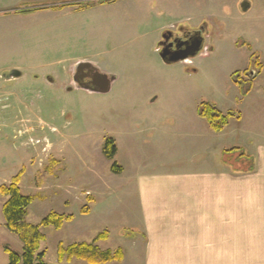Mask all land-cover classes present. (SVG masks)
<instances>
[{"label":"rangeland","instance_id":"1","mask_svg":"<svg viewBox=\"0 0 264 264\" xmlns=\"http://www.w3.org/2000/svg\"><path fill=\"white\" fill-rule=\"evenodd\" d=\"M213 1L208 8V0H160L162 12L155 0H106L70 13H0V187L18 178L22 192L33 199L25 217L32 225L51 211L73 216L59 229L40 227L45 239L38 252L44 251L48 264H88L60 263L58 245L91 242L103 230L111 237L97 242L102 249L127 251L113 235L124 223L116 220L124 202L118 200L121 188L106 189L108 180L133 177L155 160L161 161L157 169L170 159L177 166L198 161L197 151L205 147L198 140L214 134L198 115L201 102L235 112L221 132L220 149L232 147L234 128L252 131L250 143L264 130V0H247V11L239 9L241 0ZM201 11L220 16L203 51L190 61H164L159 49L164 33L157 28ZM251 52L259 54L263 69L247 77ZM82 61L113 77L107 92L73 83ZM11 69L20 72L13 88L1 76ZM108 138L116 147L112 158L103 153ZM90 195L102 197L105 206L81 214L82 206H92ZM5 199L0 193V264L9 263L6 249L23 251L5 225ZM108 212L113 215L104 222L102 213Z\"/></svg>","mask_w":264,"mask_h":264},{"label":"crops","instance_id":"2","mask_svg":"<svg viewBox=\"0 0 264 264\" xmlns=\"http://www.w3.org/2000/svg\"><path fill=\"white\" fill-rule=\"evenodd\" d=\"M104 1L0 0V13L50 9H59V12L67 9L70 13L93 6L94 2L103 4ZM208 1L212 3L207 5L208 8L214 6L213 0ZM155 3L156 10H160V0H155ZM204 4L201 1V7ZM82 5L85 6L80 8ZM193 12L192 17H181L175 21V24L186 27L164 23L157 28L158 31L178 28L196 30L199 25L205 24L209 26L208 35L203 34L205 43L212 36L213 24L220 16L208 17L203 11ZM191 57L187 60L190 61ZM6 81V87L13 88L19 84L13 77ZM223 130H212V138L203 136L198 140L205 144L202 150L197 151L196 155H200L198 161L190 158L186 165L177 166L170 159L167 167L157 169L161 161L155 160L133 177L108 180L106 189L115 188L113 186L121 188L118 200L124 201L122 205L121 202L118 204L116 217L124 223L116 229L118 234L115 231L113 235L123 240L128 248L125 252L117 248L123 254L120 261L102 264H264V130L258 131L257 140L250 143L247 136L252 131L234 128L232 147L220 149L219 138ZM192 145L195 146L194 143ZM231 148H239L249 158H222L223 151ZM118 172L121 173L122 168ZM90 198L92 206H88L86 214L94 211L99 203L105 206L102 197L100 201L92 195ZM101 211L104 212V209ZM102 215L105 216L104 222H108L113 214ZM103 231L107 234L105 239L95 237L91 242L101 250H109L97 244L111 237L109 230ZM73 260L80 259L72 258L67 263Z\"/></svg>","mask_w":264,"mask_h":264},{"label":"trees","instance_id":"3","mask_svg":"<svg viewBox=\"0 0 264 264\" xmlns=\"http://www.w3.org/2000/svg\"><path fill=\"white\" fill-rule=\"evenodd\" d=\"M81 5V4H78ZM85 5L79 6L84 7ZM263 68V65L259 59V54L256 52H251V60L249 64V69L246 70V76H254L258 74ZM236 83H239L240 87L243 86V80L240 79V75L236 76ZM238 85V86H239ZM244 92H248L246 88L243 89ZM227 111L223 113L217 108H214L209 103L201 102L198 106V115L206 120L209 127L215 131L219 132L227 125L230 118L235 116V112L230 113ZM116 152V147L111 138L106 139L103 153L107 158H112ZM221 157L224 159L232 158H249L242 150L239 148H231L229 150L223 151ZM115 172L120 171L121 167L117 166L115 163L111 166ZM17 177L8 185H3L0 187V193L5 197V201L2 205V213L5 219L6 227L15 232L23 244V251L21 254L15 253L6 249L9 254L8 264H48L44 260V251H40V243L45 239V235L40 231V227L52 226L56 229L61 228V226L70 221L72 215H64L54 211L47 214L38 225H32L25 221L27 215V209L32 202V198L23 193L21 188L18 186ZM90 201V196H88ZM88 206H83L80 209L82 214L88 213ZM107 237L106 231L98 233L96 239H105ZM58 261L68 262L72 258H77L84 260L89 264H102L110 261H120L122 259L121 249H116L115 251L101 250L94 242H76L71 243L67 247H64L61 243L58 245L57 249Z\"/></svg>","mask_w":264,"mask_h":264},{"label":"flooded vegetation","instance_id":"4","mask_svg":"<svg viewBox=\"0 0 264 264\" xmlns=\"http://www.w3.org/2000/svg\"><path fill=\"white\" fill-rule=\"evenodd\" d=\"M163 33L164 34L161 37V42L159 43V49L160 51H163V52L167 51L169 55H174L175 52L185 49L186 45L189 44L191 39H195L199 35L203 36V34L207 36L209 33V30H207L205 24H201L196 30H189V31L185 30L184 31L178 28L173 31L165 30ZM84 62H87V61H82V62L77 63L72 73V80H73V83L77 87L87 89L84 85L85 83L90 84V82L94 80V73L97 68L90 62L89 63L91 64V66H87V67L83 66L81 68H78V64L84 63ZM109 77L112 80V77L110 75Z\"/></svg>","mask_w":264,"mask_h":264},{"label":"water","instance_id":"5","mask_svg":"<svg viewBox=\"0 0 264 264\" xmlns=\"http://www.w3.org/2000/svg\"><path fill=\"white\" fill-rule=\"evenodd\" d=\"M249 8H250L249 1L247 0L241 1L240 9L242 11H247ZM203 40H204L203 36L199 35L195 39H191L189 44L186 45L185 49L175 52L174 55H169L167 51L166 52L161 51L160 56L164 61H167V62L184 61L191 56H195L202 50ZM83 66L87 67V66H91V64L89 62L78 64V68H81ZM1 76L4 79H9L12 77H19L20 72L17 69L5 70L2 72ZM112 80H113V77H112ZM112 80L110 79L108 74L100 72L98 69H96L94 73V80H92L90 84L85 83L84 86L90 91L104 93L110 89ZM152 100H154V98Z\"/></svg>","mask_w":264,"mask_h":264}]
</instances>
